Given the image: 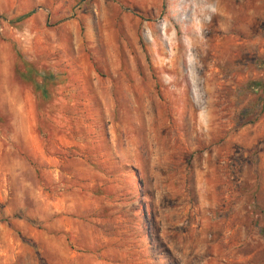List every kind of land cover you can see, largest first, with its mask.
Masks as SVG:
<instances>
[{
  "label": "rangeland",
  "instance_id": "obj_1",
  "mask_svg": "<svg viewBox=\"0 0 264 264\" xmlns=\"http://www.w3.org/2000/svg\"><path fill=\"white\" fill-rule=\"evenodd\" d=\"M219 7L0 0V264H264V0Z\"/></svg>",
  "mask_w": 264,
  "mask_h": 264
},
{
  "label": "trees",
  "instance_id": "obj_2",
  "mask_svg": "<svg viewBox=\"0 0 264 264\" xmlns=\"http://www.w3.org/2000/svg\"><path fill=\"white\" fill-rule=\"evenodd\" d=\"M19 19V18H17ZM31 64L29 65V68L24 70H16V75L21 78L22 76H26L28 81L30 82L31 86V92L38 100H44L48 98V95L51 93L47 86L50 84V82L60 78H66V72L63 71H57L55 69H52L51 67L43 64H33L30 68ZM257 84H255V87ZM261 87L264 88V84H260ZM254 87V86H253ZM39 105H36V112H39ZM37 117L38 123L39 116ZM36 131L40 133V128H36ZM264 240V237H263Z\"/></svg>",
  "mask_w": 264,
  "mask_h": 264
},
{
  "label": "clouds",
  "instance_id": "obj_3",
  "mask_svg": "<svg viewBox=\"0 0 264 264\" xmlns=\"http://www.w3.org/2000/svg\"><path fill=\"white\" fill-rule=\"evenodd\" d=\"M194 11L196 12L195 17V32L196 35L203 39L204 32L206 31L205 25L210 24L213 17L221 14L219 7V0H203V3H200L199 0H191ZM189 62H196L197 57L194 54L188 56ZM201 113L206 117L204 121V126L207 127V120L210 119V112L205 107L201 109Z\"/></svg>",
  "mask_w": 264,
  "mask_h": 264
},
{
  "label": "crops",
  "instance_id": "obj_4",
  "mask_svg": "<svg viewBox=\"0 0 264 264\" xmlns=\"http://www.w3.org/2000/svg\"><path fill=\"white\" fill-rule=\"evenodd\" d=\"M38 8L46 9V7H43V6H39V5H37V6H35L34 8H32V11L35 10V9H38ZM39 43L41 44V42H39ZM43 45H44V47H47V43H44Z\"/></svg>",
  "mask_w": 264,
  "mask_h": 264
}]
</instances>
